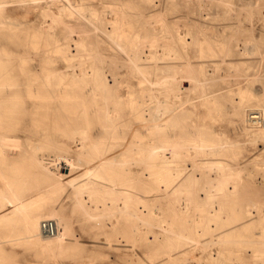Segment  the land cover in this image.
Returning a JSON list of instances; mask_svg holds the SVG:
<instances>
[{
	"label": "bare ground",
	"instance_id": "6f19581e",
	"mask_svg": "<svg viewBox=\"0 0 264 264\" xmlns=\"http://www.w3.org/2000/svg\"><path fill=\"white\" fill-rule=\"evenodd\" d=\"M208 2L0 0V38L23 33L41 52L39 64L30 49L17 50L0 39V264L9 260L7 245L21 244L36 246L61 264L58 257L72 236V223L63 213L41 212L63 186L50 158L31 150L33 163L56 182L34 196L24 192L22 170L6 163L17 142L11 125L15 102L62 107L66 128L53 146L75 159L65 177L76 206L86 217L111 220L115 233L126 232L132 241L119 237L110 245L134 248L144 241V225L156 224L160 231L152 230L153 240L171 243L163 251L169 262L148 254L137 259L144 264H186L187 259L191 264H264V193L248 179L260 173L264 181V152L246 165L239 157L241 139L264 141V96L252 87L255 77L264 75V43L252 22L246 26L241 19L218 29L196 17L194 9L202 15ZM20 9L27 21L14 24L12 11ZM240 46V55L250 56L248 69L233 57ZM51 54L62 58L60 67L45 64ZM17 58L26 95L14 69ZM214 85L222 90L219 95L210 94ZM190 92L214 104L212 118L235 114L240 135L204 123L190 127L187 118L195 104L185 97ZM150 195L156 200L152 204ZM51 219L59 228L46 234L42 222ZM236 226L249 255L243 249L210 248L232 236L229 230ZM218 230L221 235L214 233ZM245 232L252 235L242 237ZM206 250V255L195 253L194 261L189 258L190 252Z\"/></svg>",
	"mask_w": 264,
	"mask_h": 264
},
{
	"label": "rangeland",
	"instance_id": "374dc122",
	"mask_svg": "<svg viewBox=\"0 0 264 264\" xmlns=\"http://www.w3.org/2000/svg\"><path fill=\"white\" fill-rule=\"evenodd\" d=\"M233 1L234 2L231 4L226 3L225 5H221L218 0H211V2H208L207 7L204 6L202 15H200V10L194 9L196 12L195 16L199 19H203L206 23L214 24L218 29H222L227 25L237 24L242 19L244 25H253L257 27L256 36L264 43V0ZM29 12L33 18L36 17V13L33 10H29ZM4 13L10 15V12L8 11H5ZM12 14L14 15L12 18L14 24H19L21 21H27L24 9L14 10L12 11ZM245 19L247 20L245 21ZM248 19L252 20L249 22ZM10 29H4L3 31L11 32ZM0 39L6 45L14 47L17 50H23L25 47L30 49L35 56L34 61L39 64L41 63V52L37 53L35 48H33L31 44V36L27 37L21 33L15 37H1ZM246 46L251 50V43H247ZM240 48L241 46L235 48L233 57H236L244 65V68L248 69L246 61L250 60V56L240 55ZM51 55L53 62L52 60L45 61V64L52 68L60 67L63 64L62 58L59 55ZM20 64H22V61L18 58L15 59L14 69L21 82V94L26 95V76L20 71ZM255 78L252 87L257 95L264 96V75H260L259 73ZM35 83H40V80L36 79ZM184 83L186 85L189 84L187 81ZM214 83H216V81ZM212 89L213 90H210L212 91L210 94L219 95L222 91L217 85H214ZM224 89H226V87ZM187 95H190L192 100L195 101V104L190 105L191 113L187 118V123L190 127H195L199 123H204L211 128L213 127V129L221 130L220 132L222 133L226 132L229 136L240 135V126L233 123V120L237 118L235 114L228 112L218 119L212 118L210 116L213 111L212 108H214L212 102L202 100L198 97L196 92L185 93V97H187ZM233 97L237 98L238 94H234ZM11 125L14 129L13 133L15 141L17 142L13 145V153L7 158L6 163L8 166L15 167L14 169L16 170H22L23 173L21 178L23 177V179L26 180L22 183L26 194L34 196L37 192H45L56 186V182L53 181L45 169L37 167L33 163L31 150H42L43 155L47 158L49 157L53 165L57 167L60 172V183L63 184V186L58 189L60 191L54 193L51 205L42 208L41 212L47 210L61 212L72 223V236L68 240L69 245L58 257L61 264H87V262L88 264H144V262H139L137 259L141 257L144 260L148 254L157 255V260L160 263L169 262L167 260V255L164 254L163 251L171 243L166 238L157 241L153 240L152 230L160 231V227L156 224L152 226L153 229L147 224L144 225V233L146 231L144 234V241L138 242V245L134 246V248L114 247V245L112 246L108 242L112 241L113 243H118L117 239L121 237L126 241L128 240V243L131 244V238L125 236L127 235L126 232L115 233L116 230L112 227L111 220H104L106 224L102 227L101 223H104V221L101 222L99 219L86 217L83 214V210L76 206V198L72 194L73 188L67 183L65 177L68 166L74 165L75 159L74 157H68L63 149H55L53 146L54 143L58 144L61 142L66 128L62 107L60 105L49 104L46 108H37L33 104L28 105L27 102H15L11 115ZM238 138L241 137L239 136ZM260 141L251 142L247 139H241L239 141L241 145L239 150H241L242 153L241 156H239L241 165L248 164L259 153L264 152V141ZM37 145H39V147H37ZM75 153L76 152H73V154ZM261 175L262 174L260 173L249 175L248 179L253 185L259 184L261 191L264 193V181L262 180L263 175ZM147 178V173L144 170V179L146 180ZM155 201L156 200L153 196L150 195L149 202L152 204V202L154 203ZM262 208L264 210V204ZM122 225H124V220L120 226ZM239 227L240 226H236L233 229L231 228L229 231H234L232 236H228L227 240H223L222 244L218 243L214 246L212 245L210 248L243 249L246 254L249 255L250 248L248 246L244 247L243 245H240L239 241H241L240 239L242 238L237 233ZM214 233H216V235L222 234L221 230L214 231ZM250 235H252L251 232H245L242 237ZM203 238H205V242H207L210 239V235L206 234ZM215 238H217V236H215ZM119 243L122 244L126 242L120 241ZM7 249L9 260L5 261L3 264H25V262L26 264H29L30 262H33L32 264H57L53 259L41 255L38 251V247L34 245H7ZM124 251L129 253L128 257L130 260L129 258L127 259L125 254H123ZM206 251V253L190 252L189 258L192 260L195 253L206 255L208 254V250ZM191 262L190 259L189 261L187 259L186 264H191Z\"/></svg>",
	"mask_w": 264,
	"mask_h": 264
},
{
	"label": "built area",
	"instance_id": "2783aa9c",
	"mask_svg": "<svg viewBox=\"0 0 264 264\" xmlns=\"http://www.w3.org/2000/svg\"><path fill=\"white\" fill-rule=\"evenodd\" d=\"M58 223L56 220H44L42 222V230L46 233V234H54L55 232L58 231Z\"/></svg>",
	"mask_w": 264,
	"mask_h": 264
}]
</instances>
